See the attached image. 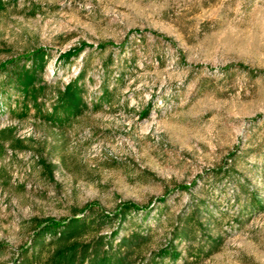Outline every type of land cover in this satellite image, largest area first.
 Returning <instances> with one entry per match:
<instances>
[{
	"label": "rangeland",
	"instance_id": "rangeland-1",
	"mask_svg": "<svg viewBox=\"0 0 264 264\" xmlns=\"http://www.w3.org/2000/svg\"><path fill=\"white\" fill-rule=\"evenodd\" d=\"M125 205L75 264L118 225L132 264H264V0H0V264Z\"/></svg>",
	"mask_w": 264,
	"mask_h": 264
},
{
	"label": "trees",
	"instance_id": "trees-1",
	"mask_svg": "<svg viewBox=\"0 0 264 264\" xmlns=\"http://www.w3.org/2000/svg\"><path fill=\"white\" fill-rule=\"evenodd\" d=\"M80 75H83V73ZM75 98L78 101L76 104L75 102L71 104L72 108L83 105L81 104L83 100L80 95L76 94ZM130 210V207L125 205L118 214L105 215L99 214L95 210H89L87 213L73 215L58 223L45 220L39 224L33 234L30 245L32 257L40 264H47L50 260H43L42 255L48 249L53 255H51L52 258H54V255L57 256L56 264H75L76 248L74 244L79 238L90 233L100 232L103 223H111L113 219L118 218V223L121 225V222L128 217ZM119 225L113 228L109 234L99 233L96 238L85 242L77 253L79 264L85 260L86 264H132V255L140 253L142 242L147 240L149 234L133 232L131 235L122 236L115 241L114 238L118 233ZM188 234L189 229L184 227L181 235L186 236ZM47 236H49L48 241L46 240ZM179 253L177 244L171 238L167 246L156 252L152 251L142 264H158L163 262L166 256L175 260Z\"/></svg>",
	"mask_w": 264,
	"mask_h": 264
}]
</instances>
